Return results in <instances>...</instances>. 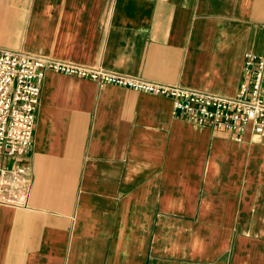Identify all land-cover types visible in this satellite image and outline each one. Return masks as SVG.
Returning <instances> with one entry per match:
<instances>
[{
  "label": "crops",
  "instance_id": "1",
  "mask_svg": "<svg viewBox=\"0 0 264 264\" xmlns=\"http://www.w3.org/2000/svg\"><path fill=\"white\" fill-rule=\"evenodd\" d=\"M0 46L232 96L264 54V0H0ZM25 207L0 264H264V136L167 96L47 71Z\"/></svg>",
  "mask_w": 264,
  "mask_h": 264
},
{
  "label": "built area",
  "instance_id": "2",
  "mask_svg": "<svg viewBox=\"0 0 264 264\" xmlns=\"http://www.w3.org/2000/svg\"><path fill=\"white\" fill-rule=\"evenodd\" d=\"M47 71L167 96L174 102L175 114L226 131L236 140H242L248 128L264 136V54H246L239 90L227 96L0 46V155L22 158L28 154ZM27 174L23 163H0V205H27Z\"/></svg>",
  "mask_w": 264,
  "mask_h": 264
}]
</instances>
